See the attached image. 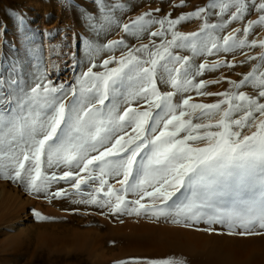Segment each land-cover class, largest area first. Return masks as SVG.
Instances as JSON below:
<instances>
[{"label": "snow or ice", "instance_id": "1", "mask_svg": "<svg viewBox=\"0 0 264 264\" xmlns=\"http://www.w3.org/2000/svg\"><path fill=\"white\" fill-rule=\"evenodd\" d=\"M94 2L100 19L89 14L88 28L96 39L115 25L136 39L147 34L149 43L129 46L123 38L102 44L88 40L90 66L80 76L78 91L54 86L44 73L31 85L21 84L20 73L7 79L0 74V177L46 198L69 195L63 188L51 191L52 184L60 181L76 192L98 182L100 187L80 203L107 207L114 214L172 217L173 223L189 226L201 221L221 224L229 234L240 236L264 234V71L254 67L239 81L223 77L230 88L211 93L205 91L208 85L222 80L198 78L205 72L235 68L237 62L218 58L197 64L194 59L264 48V40H248L257 26L264 27V0H209L205 7L175 18L170 12L157 16L160 9H154L128 23L115 18L123 3L110 7L108 0ZM184 3L180 0L176 6ZM252 11L258 18L246 20ZM210 15L218 20L210 23ZM16 19L24 24L23 15L16 14ZM192 19L202 20L198 31L178 30ZM242 21H246L243 29L216 35ZM119 49L125 50L119 58L112 55L102 61L104 71H93L97 52ZM177 49L192 55L182 56ZM257 59L264 65V53L246 55V60ZM6 84L11 87L5 92ZM159 85L173 90L161 92ZM245 86L255 93L240 91ZM191 92L222 99L197 103ZM140 101L146 105L143 110L132 106ZM245 129L250 134H243ZM61 166L69 170L59 175L50 171ZM108 177L118 178L120 187L109 184ZM100 193L103 199H98ZM129 194L138 198L128 199ZM120 264L184 261L168 257Z\"/></svg>", "mask_w": 264, "mask_h": 264}, {"label": "rangeland", "instance_id": "2", "mask_svg": "<svg viewBox=\"0 0 264 264\" xmlns=\"http://www.w3.org/2000/svg\"><path fill=\"white\" fill-rule=\"evenodd\" d=\"M121 3L125 6L116 10L115 18L121 23H128L130 18L154 9H160V12L155 13L157 16L163 17L170 12L175 18L181 13L205 7L209 0H185L183 7L176 6L180 4V0H108L110 7ZM16 14L23 15V25L16 19ZM89 14L95 15L99 21V11L94 0H0V74L7 79L10 74L16 78V73H20L21 84L27 81L31 85L37 76L44 73L46 79L54 86L63 85L66 91L71 88L78 91L80 76L90 66L87 51L88 40L102 44L108 40L123 38L129 46H138L142 43H149L151 39L147 34L141 39H136L115 25L107 35L101 34L96 39L88 28ZM257 18L258 14L252 11L246 20ZM217 20L218 17L215 15L209 16L210 23ZM245 23L246 21L233 22L224 33L216 35H224L234 28L243 29ZM201 25V19H192L183 22L178 26V30L185 33L194 32L198 31ZM248 40H264V27L257 26L249 33ZM123 51L125 50L119 49L115 53L107 50L97 52L92 61L97 67L93 71H104L101 67L102 61L112 55L119 58ZM176 51L182 56L192 55L186 49ZM262 53H264V48L257 46L237 50L234 53L197 56L194 58L197 64L203 60L212 62L218 58L237 62L235 68L225 67L213 72H205L198 79L212 81L227 77L239 81L242 79V74L250 72L254 67L264 71V65L258 59L246 60V55L259 56ZM241 61L245 62L240 63ZM115 66V64L109 65V67ZM10 87L6 84L4 91L6 92ZM159 88L161 92L173 90L167 85H159ZM229 88L230 85L222 80L219 84L208 85L205 91L218 93ZM240 91L255 93V89L248 86L241 88ZM190 95L193 102L197 103L212 104L222 99L215 95H197L195 92H191ZM67 99L70 101L71 95ZM174 99L178 101L180 96ZM132 106L139 107L141 110L146 107L143 101L133 103ZM123 107L127 105H122L121 108ZM128 131L131 132L130 129ZM243 134H250V132L245 129ZM65 170L69 169L61 166L50 171H55L59 175ZM117 179L108 177L109 184L119 188ZM0 185V189L4 187L8 193L19 195L16 201H12V204L6 207L10 210L6 208L4 209L7 212L4 209L0 210V264H120L122 261L133 259L143 260L147 258L132 252L125 253V249L129 251L125 238L135 233L162 235L163 232L160 230L170 227L192 229L194 232L201 233L200 236L203 239H200L203 241L212 238L210 242L207 241L208 245L213 243V239L217 242H229L246 238L238 234H229V229L221 224L209 225L201 221L189 226L186 222L173 223L172 217L155 218L143 212L114 214L107 207L80 203L79 201L89 198L88 193L94 188L100 187L98 182L82 185L79 192L74 191L66 181L54 183L51 191L63 188L69 192L68 196L59 198H46L44 195L31 194L19 183L3 177H0ZM104 191H107V186ZM127 198L136 199L138 197L129 194ZM98 199H103V193H100ZM143 202L147 203L148 198H145ZM36 212L51 217V219H38ZM151 226L156 228L152 230ZM158 228L161 229L158 230ZM209 228L214 230L207 231L206 229ZM249 237H252L251 239L264 238V234Z\"/></svg>", "mask_w": 264, "mask_h": 264}, {"label": "bare ground", "instance_id": "3", "mask_svg": "<svg viewBox=\"0 0 264 264\" xmlns=\"http://www.w3.org/2000/svg\"><path fill=\"white\" fill-rule=\"evenodd\" d=\"M0 195V210L2 211L19 197L18 194L8 193V190L4 187L0 189ZM20 200L22 199L20 198ZM150 228L155 229L156 227L151 226ZM161 228H158V230ZM160 231L163 232V234L161 233L162 235H149V233L145 235L136 233V235L134 233H132L134 235H128L125 238V242L129 251L125 249V253H136L138 256L147 259L182 258L184 264H264V238L251 239L252 237L246 236L244 240L236 239L229 242H217L213 239L212 242L214 244L208 245L212 238H208V242L203 241L201 240L203 239L200 236L201 233L194 232L192 229L170 227ZM198 238L201 239L199 240ZM205 239L207 238L205 237Z\"/></svg>", "mask_w": 264, "mask_h": 264}]
</instances>
